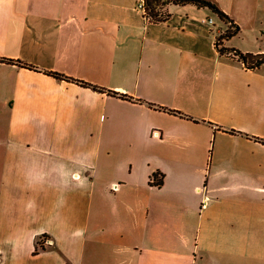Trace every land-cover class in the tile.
<instances>
[{
	"label": "crops",
	"instance_id": "obj_1",
	"mask_svg": "<svg viewBox=\"0 0 264 264\" xmlns=\"http://www.w3.org/2000/svg\"><path fill=\"white\" fill-rule=\"evenodd\" d=\"M212 1L264 53V0ZM135 3L0 0L30 66L0 60V264H264V62L208 8Z\"/></svg>",
	"mask_w": 264,
	"mask_h": 264
},
{
	"label": "trees",
	"instance_id": "obj_2",
	"mask_svg": "<svg viewBox=\"0 0 264 264\" xmlns=\"http://www.w3.org/2000/svg\"><path fill=\"white\" fill-rule=\"evenodd\" d=\"M185 4H193L197 7L208 8L213 13H215L222 22H224L227 25L226 29L223 32L217 34L215 37L214 44L217 50L219 51V53L235 57L236 59L241 61L246 68H255L264 62V53L243 52L234 47H227L224 45L225 40L231 38L232 36L238 33L239 26L237 23L233 21V19L229 17L227 13H225L212 0H143L141 12H142L144 19L147 20L148 22L160 23V22H165L169 19L171 15L169 11V6L185 5ZM0 60L9 62V63H17L22 66H29L18 60H14L10 58L0 57ZM47 73L59 79H65V80L76 82L82 86H89L99 91H107L109 94L121 97L123 99L134 100L132 96L126 93L118 92L115 90H109V89H106L105 87L93 85L81 79L69 77L59 72L47 71ZM137 100L142 101L141 99H137ZM149 105H153V104L149 103ZM161 108L168 112H172L174 114L183 115L178 110H174V109H170L166 107H161ZM228 131H233V130H228ZM162 183H163V173L159 170H155L154 172H152L151 175L149 176V184L161 186Z\"/></svg>",
	"mask_w": 264,
	"mask_h": 264
},
{
	"label": "built area",
	"instance_id": "obj_3",
	"mask_svg": "<svg viewBox=\"0 0 264 264\" xmlns=\"http://www.w3.org/2000/svg\"><path fill=\"white\" fill-rule=\"evenodd\" d=\"M142 1L143 0H137V3H136V7L137 9L141 10V7H142ZM209 22H211V19H208ZM151 133L154 135V136H159L160 135V131L158 129H152ZM206 199L203 200L202 203L205 202ZM47 243H50L49 240H47Z\"/></svg>",
	"mask_w": 264,
	"mask_h": 264
},
{
	"label": "rangeland",
	"instance_id": "obj_4",
	"mask_svg": "<svg viewBox=\"0 0 264 264\" xmlns=\"http://www.w3.org/2000/svg\"><path fill=\"white\" fill-rule=\"evenodd\" d=\"M136 3H137V0H136ZM136 3H135V6H136ZM137 8V7H136Z\"/></svg>",
	"mask_w": 264,
	"mask_h": 264
}]
</instances>
